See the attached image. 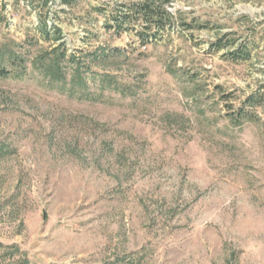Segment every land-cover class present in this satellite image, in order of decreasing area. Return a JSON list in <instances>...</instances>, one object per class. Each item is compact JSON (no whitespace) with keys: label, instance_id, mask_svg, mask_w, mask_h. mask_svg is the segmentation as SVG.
I'll use <instances>...</instances> for the list:
<instances>
[{"label":"rangeland","instance_id":"1","mask_svg":"<svg viewBox=\"0 0 264 264\" xmlns=\"http://www.w3.org/2000/svg\"><path fill=\"white\" fill-rule=\"evenodd\" d=\"M141 1L0 0V264H264V0Z\"/></svg>","mask_w":264,"mask_h":264},{"label":"trees","instance_id":"2","mask_svg":"<svg viewBox=\"0 0 264 264\" xmlns=\"http://www.w3.org/2000/svg\"><path fill=\"white\" fill-rule=\"evenodd\" d=\"M66 3L68 0H64ZM169 0H163V2L159 3L157 0H143L141 2L132 3L130 5L126 6V11L124 13H121L119 16H113L112 20L109 24H106V28L108 30H115L119 35H121V32L125 31L128 34L134 35L133 37H136L138 47L135 48L133 51H138L141 48L150 46L155 39H161L160 32L165 31L167 28H170L171 26V16L164 8V4L169 3ZM140 21V27L139 29H136L135 22L137 23ZM133 23V24H131ZM125 25L127 27L125 28ZM182 26L189 28L188 24H182ZM54 35H58V30L53 28ZM135 32V34H134ZM49 32H47L48 35ZM227 46L225 44L216 43L214 44L213 48L214 51H219ZM232 56L231 58L233 60H238L240 55H238L236 58H233V56L236 53L231 52ZM125 51L120 48H103L100 51L96 52L94 54L95 58L99 57L101 59H108V58H117L120 55H125ZM93 58V56H92ZM73 62V60H70ZM9 75V72L4 69H0V76L6 77ZM105 78V77H104ZM103 80V79H102ZM107 86L113 90H117L116 85H112V78L107 77ZM101 85H106L102 81H98ZM112 85V86H111ZM115 85V86H114ZM70 93H73L74 95L78 96L79 98H85V99H101L102 92H99L101 96L95 98H90V95L86 93V91L83 89L81 91L71 90ZM246 106H250L249 109ZM261 107L264 112V96L263 95H250L247 97L245 101V106L241 107L237 111V115L234 117L235 123L241 122H254L257 120V117L255 115V112L253 111V108Z\"/></svg>","mask_w":264,"mask_h":264}]
</instances>
